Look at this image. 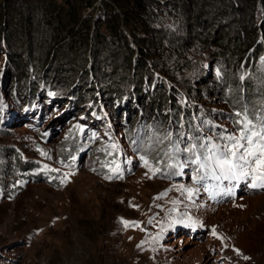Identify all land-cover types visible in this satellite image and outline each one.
<instances>
[{
	"label": "rangeland",
	"instance_id": "obj_1",
	"mask_svg": "<svg viewBox=\"0 0 264 264\" xmlns=\"http://www.w3.org/2000/svg\"><path fill=\"white\" fill-rule=\"evenodd\" d=\"M1 1L0 264H264V180L251 162L197 172L183 151L264 125V3L150 0L147 31L123 27L128 67L115 42L42 56L18 29L22 1ZM239 28L242 49L220 46ZM232 223L248 234L230 239Z\"/></svg>",
	"mask_w": 264,
	"mask_h": 264
},
{
	"label": "trees",
	"instance_id": "obj_2",
	"mask_svg": "<svg viewBox=\"0 0 264 264\" xmlns=\"http://www.w3.org/2000/svg\"><path fill=\"white\" fill-rule=\"evenodd\" d=\"M21 1L22 4L20 5L22 7L18 11V29L25 36L26 41L29 42L27 43L28 48H35V51L41 53L42 56L47 55L52 48H59L60 54L64 58L73 59L81 50H93V52L96 50L100 53L109 52L115 46L112 44L115 42L119 49L126 52L124 57L126 58V54L128 55L125 63L130 67L132 52H127L128 50L125 49L126 34L123 27H128L135 34L140 32L134 31L133 26L143 27L146 31L149 28L147 16L150 14V0H42L45 5L39 16L34 14L36 10L32 5L38 3V0ZM225 1L230 3L232 9L243 12L252 11L257 2L262 1L264 3V0ZM98 2H100L102 10L98 11L95 16L87 15L85 10L94 9ZM176 2L180 3L179 0H176ZM2 3L0 0V5ZM4 16V9L1 8L0 22L4 19ZM92 21H95V23L92 24ZM81 25L85 26V30L80 29ZM0 26H3V24L0 23ZM245 28V26L241 27L242 30ZM241 36L239 28L237 34L220 40V46L234 52L236 49H242L241 46L244 41ZM135 40L139 42V47L142 50L141 54L154 56L156 52H150L151 49H148L152 46L151 37L144 35ZM134 55L141 57L139 53ZM118 74L123 73L119 71ZM114 79L123 81L121 75H116ZM35 90L36 88H32L30 92L33 93ZM162 95L161 98L164 99L165 96ZM165 104L168 107L171 105L170 102ZM184 110L185 115L188 116L190 110L185 107Z\"/></svg>",
	"mask_w": 264,
	"mask_h": 264
},
{
	"label": "snow or ice",
	"instance_id": "obj_3",
	"mask_svg": "<svg viewBox=\"0 0 264 264\" xmlns=\"http://www.w3.org/2000/svg\"><path fill=\"white\" fill-rule=\"evenodd\" d=\"M240 128L238 134L225 137L228 141L227 145H217L212 143L193 144L183 151L195 154V159L189 158L185 163L197 164V172L201 169H219L222 174L236 173V170L241 169L240 176L248 175L245 166L251 162L250 171L257 180H264V125H261L260 130H256L250 120L238 121ZM170 136V134H169ZM197 149L199 153L197 154ZM207 149V152L204 150ZM242 162V163H241ZM147 165V161H145ZM215 165V169H213ZM183 167L184 164H180ZM173 167V165H169ZM158 171V169H157ZM219 179V177H216ZM194 179H202L200 176ZM255 186V185H254ZM191 192V189L188 190Z\"/></svg>",
	"mask_w": 264,
	"mask_h": 264
},
{
	"label": "bare ground",
	"instance_id": "obj_4",
	"mask_svg": "<svg viewBox=\"0 0 264 264\" xmlns=\"http://www.w3.org/2000/svg\"><path fill=\"white\" fill-rule=\"evenodd\" d=\"M260 215L264 216V212H262ZM245 225L246 224H243V223H239V224L232 223L231 224V229H233L235 232L232 235H230L231 236L230 239L234 240L237 235H240L242 233H245V234L247 233L248 234V231H246L248 229H247V227H245Z\"/></svg>",
	"mask_w": 264,
	"mask_h": 264
}]
</instances>
